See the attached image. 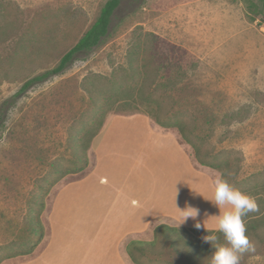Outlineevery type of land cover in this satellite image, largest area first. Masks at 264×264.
Wrapping results in <instances>:
<instances>
[{
    "label": "rangeland",
    "instance_id": "374dc122",
    "mask_svg": "<svg viewBox=\"0 0 264 264\" xmlns=\"http://www.w3.org/2000/svg\"><path fill=\"white\" fill-rule=\"evenodd\" d=\"M107 1L0 0V68H9L12 79L0 85V112L4 117L0 127L3 253L24 249L19 242L26 232L28 202L37 181L47 176L53 165L72 168L74 154L69 135L82 113L89 110L91 100L86 89L94 85L92 79L95 75L123 76L121 72L129 68L132 52L139 54L140 63H146L142 88L162 106V118L175 115L173 118L185 122L189 135L202 147V156L208 152L231 162L229 183L257 198L260 211L249 213L245 223L264 214L262 0H124L100 46L78 54L64 72L34 83L16 97L28 80L58 66L97 20ZM198 4L203 9L197 19L186 18L188 12L182 9ZM130 82L126 85L131 86ZM100 87L108 86L101 81ZM144 108L140 100L116 105L91 143L89 167L81 174L62 178L47 196L42 243L32 254L6 259L1 264H30L47 257L50 239H55L54 216H107V205L75 197L88 192L90 184L107 182L106 174L99 172L101 160L108 155L121 157V152L114 154L110 149L118 145L117 137L144 132L142 129L177 140L197 173L192 188L178 197L174 208L177 216L192 206L199 209L196 220L200 223L213 221L207 214L212 209L219 214V208L207 199L213 198L212 182L222 172L202 166L178 129L158 125ZM198 135L205 142L197 139ZM162 224L176 225L163 215L142 234L121 238L118 252L108 251L111 257L106 262L116 264L115 256L121 255L125 264H136L126 248L131 241L139 240L156 244L144 255L137 254L141 264H208L214 251L212 244L203 239L208 234L192 232L194 229L180 231L182 243L188 248H176L162 234L155 233ZM260 232V238L254 231L248 233L255 251L243 253L239 264H264V229ZM217 237L223 243V236ZM194 250H198L199 257L191 253Z\"/></svg>",
    "mask_w": 264,
    "mask_h": 264
},
{
    "label": "crops",
    "instance_id": "0c3cea01",
    "mask_svg": "<svg viewBox=\"0 0 264 264\" xmlns=\"http://www.w3.org/2000/svg\"><path fill=\"white\" fill-rule=\"evenodd\" d=\"M201 7L198 4L182 10L188 12L186 18L190 16L196 20ZM133 124L135 126L136 121ZM142 130L144 132L118 136V145L110 149L114 154L121 152L122 156L108 155L100 163L99 172L106 174L107 182L90 184L88 192L75 197V200L84 198L92 204L107 205L108 215L54 216L55 239H50L48 256L30 264H108L106 260L111 256L107 253L115 254L121 238L142 234L163 215L176 224L165 225L197 230L194 227L197 220L187 219L177 225L183 217L177 216L174 210L177 200L194 185L197 173L189 155L177 140L170 141L163 135ZM215 215L218 213L212 209L207 216L213 221L205 223L207 229L199 230L217 231ZM78 218L81 221L78 222ZM99 220L100 227L96 229ZM114 260L116 264L126 263L121 255L115 256Z\"/></svg>",
    "mask_w": 264,
    "mask_h": 264
},
{
    "label": "trees",
    "instance_id": "16d2710c",
    "mask_svg": "<svg viewBox=\"0 0 264 264\" xmlns=\"http://www.w3.org/2000/svg\"><path fill=\"white\" fill-rule=\"evenodd\" d=\"M124 0H108L102 7L101 12L97 20L92 26L84 33V35L78 40V42L62 57L58 66L42 75L36 76L28 80L20 92L16 95L19 97L27 89H29L34 83L43 81L53 75H59L64 72L67 67L74 61L78 54L88 53L100 46L104 39L108 36L110 27L113 21L115 12L120 7ZM264 5V0H262ZM254 4H251L253 6ZM264 14V12H262ZM139 54L132 52L130 55L129 68L122 70L123 76L113 75L111 78H103L101 76H94L92 79L94 85L92 88H87V92L90 97L89 110L82 113L76 124L70 131L69 135V147L74 154L72 160V168H65L62 166L53 165L47 176L42 180L37 181L35 191H33L31 198L28 202V213L26 217V232L21 241L19 242L24 249L13 250L7 253H3L0 249V264L6 259L15 258L18 256L30 255L37 247L42 243L45 238V227L42 221V215L46 208V198L49 195L52 188L64 177L70 174H81L89 167L88 151L91 147L93 140L99 135L107 115L116 108L118 103L130 104L142 101L145 105V112L155 120V122L164 128H177L183 141L189 144L195 151V157L198 162L205 167L220 170L224 174L225 178L228 177V168L231 162H223L212 156L208 152L202 156V147L197 144L194 139L189 135L188 127L185 122L176 120L175 115H170L164 120L162 118V106L153 99L152 93H145L142 88V81L146 77V63L144 60L140 63ZM140 63V64H138ZM40 65V64H39ZM43 67L38 66V69ZM11 71L9 68H0V85L5 82H11ZM129 79L132 80L131 86H127ZM14 81H17L14 80ZM107 83L106 88L100 87V82ZM98 83V84H96ZM7 102H5L6 104ZM9 103V102H8ZM4 117L2 111L0 112V127L3 124ZM194 135V133H192ZM200 141L205 142L200 135L196 136ZM208 157V158H205ZM210 159V160H209ZM240 190V189H239ZM247 234L254 231L256 238H260L261 229H264V214L256 219H249L246 222ZM187 229H179L176 227H170L162 224L156 227L155 233L171 241L173 247H186L188 246L182 243V235L180 231H186ZM188 231V230H187ZM192 232H200L208 235L222 236L218 231H206V230H191ZM15 245V244H14ZM14 245H12L14 247ZM155 242H143L139 240L131 241L126 251L132 261L136 264L139 262V256L144 255L147 248L155 246ZM191 253L199 257L198 250H194Z\"/></svg>",
    "mask_w": 264,
    "mask_h": 264
},
{
    "label": "clouds",
    "instance_id": "9594fccd",
    "mask_svg": "<svg viewBox=\"0 0 264 264\" xmlns=\"http://www.w3.org/2000/svg\"><path fill=\"white\" fill-rule=\"evenodd\" d=\"M212 186L213 198L207 200L219 208V214L214 217L216 230L222 234L223 243L219 242L216 235L203 237L204 241L210 242L214 249L208 264H239L243 253L255 251V244L247 234L245 217L249 213L260 211L257 198L236 188L222 173L215 176ZM181 212L183 219L179 226L188 218L196 220L199 215V209L192 206L186 207ZM194 227L197 230L206 228L205 223L202 225L198 220Z\"/></svg>",
    "mask_w": 264,
    "mask_h": 264
}]
</instances>
